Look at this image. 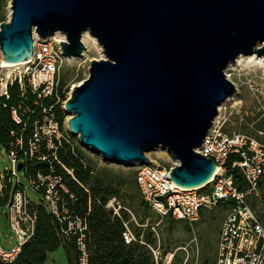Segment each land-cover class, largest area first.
I'll return each mask as SVG.
<instances>
[{
    "label": "water",
    "instance_id": "1",
    "mask_svg": "<svg viewBox=\"0 0 264 264\" xmlns=\"http://www.w3.org/2000/svg\"><path fill=\"white\" fill-rule=\"evenodd\" d=\"M0 21L1 58L29 59L33 31H56L64 57L80 56L87 31L104 58L64 101L67 127L104 160L149 164L160 147L171 179L205 185L215 171L197 152L218 105L235 86L225 68L239 54H264V0H10ZM17 169H22L21 162Z\"/></svg>",
    "mask_w": 264,
    "mask_h": 264
},
{
    "label": "built area",
    "instance_id": "2",
    "mask_svg": "<svg viewBox=\"0 0 264 264\" xmlns=\"http://www.w3.org/2000/svg\"><path fill=\"white\" fill-rule=\"evenodd\" d=\"M33 44V56L22 64L21 71L13 77L24 92L26 87L32 93L33 107L24 100L20 101L17 108L11 107L12 119L22 128L19 135L4 148L11 167L0 169V196L7 185H12V182L15 184L5 205V215L13 231L15 243L7 249L0 244V258L3 260L13 259L21 245L34 233L35 215L27 210L28 199L19 180L17 163L21 162L24 170L27 160L45 159L46 152L49 151L54 155L60 140L65 137L54 111V105L60 99L58 76L65 57L59 41L33 40ZM225 75L227 78L230 76L226 71ZM6 86L1 94L6 95ZM46 98L53 101L45 105L43 100ZM28 112L33 115V119L28 135L24 138L23 132L28 123L24 117ZM228 119V116H221L217 112L200 145L195 148L215 163L214 174L207 184L193 188L176 184L170 177L174 161L170 159L167 164H160L147 153L150 163H136L135 181L142 199L150 207L162 215L169 212L176 219L194 221L201 210L215 207L220 202L232 201L233 205L223 216L219 226L214 264H264V226L250 203L251 197L258 194L264 175V139L260 140L229 128ZM259 133L264 135V130H258ZM231 155H237L238 158L232 160L230 166L240 168L246 183L242 191L237 189L226 172ZM65 169L71 174V170ZM29 181L52 213L60 221H66L64 233L77 235L79 264H87L85 220L67 214L63 205L64 194L68 193V188L61 175L53 174V167L50 165L49 174L37 172L36 177ZM113 200L114 197L106 206ZM113 208L117 213V207ZM123 237L126 242L133 238L128 228L123 232ZM152 253L156 264H159L162 257L159 250L152 249Z\"/></svg>",
    "mask_w": 264,
    "mask_h": 264
},
{
    "label": "trees",
    "instance_id": "3",
    "mask_svg": "<svg viewBox=\"0 0 264 264\" xmlns=\"http://www.w3.org/2000/svg\"><path fill=\"white\" fill-rule=\"evenodd\" d=\"M5 5L6 0H0V21L4 19ZM63 85L64 78L60 76L58 77V91L62 97ZM24 90L26 91L24 92L17 80L14 79L7 84L6 95L0 94V144L5 149L8 142L14 140L22 128L12 119L11 107L17 108L21 100H24L30 107L33 105L32 93L26 87ZM52 101L53 99L46 98L43 100V104L48 105ZM54 111L62 126L63 112L59 101L54 105ZM24 118L28 120L23 132V136L26 138L33 115L28 112ZM46 155L45 159L27 160L23 170L24 174L29 178H35L37 172L49 174L51 165L53 174L61 175L68 188V193L64 194L63 205L67 209V214L76 215L85 220L84 242L87 251V264H156L150 247L153 239L147 236L144 239L141 238L140 229L134 227L133 233L130 231L133 238L126 242L123 232L127 228L129 229L128 215L122 210H120L122 212L120 215L118 212H114L113 207L106 206L111 198L119 197L121 190L133 187L139 192L135 181V172L98 165L93 158L86 155L74 143L73 139L66 136L60 140L54 155L50 151L46 152ZM237 158V155L229 157L226 172L231 176L237 189L242 191L246 183L241 170L238 166H230V162ZM65 168L71 170V174ZM262 185L261 179L260 186ZM12 190L11 185H7L3 189L5 199L10 198ZM41 200L39 199L40 202L36 207L29 211L30 213L34 212L35 215L33 235L21 245L13 259L3 260L0 258V264H43L48 253L59 246L64 250L67 264H79L80 251L76 244L77 235L64 233L63 229L67 226L66 221H60ZM261 202L264 205V192H262ZM140 203L144 207V213L137 215L139 223L142 224L144 218L141 216H147L150 206L142 197ZM219 205L225 206L228 211L233 202L228 200L220 202L216 206ZM60 211H62L61 206ZM202 214L201 210L200 215ZM163 217L170 221L184 220L174 218L169 212ZM163 251L165 252L166 249L163 248ZM182 260V257L178 258L174 255L170 264H182ZM214 262L215 258L211 261L202 258L199 263L195 264H214Z\"/></svg>",
    "mask_w": 264,
    "mask_h": 264
},
{
    "label": "rangeland",
    "instance_id": "4",
    "mask_svg": "<svg viewBox=\"0 0 264 264\" xmlns=\"http://www.w3.org/2000/svg\"><path fill=\"white\" fill-rule=\"evenodd\" d=\"M9 4L10 0H6L3 20L9 19ZM32 35L34 41L38 42L42 40L35 31H33ZM90 36L94 38V41L87 40L86 44L83 42L86 46V55L83 57H65L60 68L58 77L63 76L64 78V85L62 88L63 97L60 96L59 99V104L63 112L62 133L66 137L73 139L74 143L77 144L86 155L93 158L98 165H106L114 169L135 172L136 163L126 165L124 163L104 160L98 152L84 145L80 141L78 134H72L67 127V120L71 114L64 111V101L70 96L72 87L81 83L82 80L88 76V68L91 59H101L105 57L101 45L96 41L95 37L92 35ZM46 38H44V40L53 42L57 41L58 37L51 38L48 36ZM258 55L262 56L264 59V54ZM233 62H230L224 70L230 74L229 79L234 83L235 90L218 105V113L221 116L225 115L229 117V128L251 136L255 135V137L263 140L264 135L261 133L258 134V130H264V69L259 65H235ZM21 69L22 65H19L18 70L11 74L10 78L7 80V69L0 68V94L5 88L4 84L7 85L10 83V80L13 81L14 75L18 73V71H21ZM147 154L151 158L156 159L160 164H167L170 161L166 150L160 147L147 152ZM5 166L10 168L11 162L8 158L7 151L3 148L2 144H0V169L2 170ZM18 175L28 199L27 210H33L40 202L39 199H42L41 195L32 187L29 181L30 178L25 176L23 169L18 170ZM11 184L12 187L15 186L14 182ZM262 184L258 194L251 197L250 203L264 226V205L261 202L262 192H264V176L262 178ZM0 198V244L7 249L11 244L15 243V238L13 237V231L5 215V205L8 199H5L4 192H2ZM140 200L141 196L138 190L130 187L127 190H121L119 197L113 200L108 206L117 207V211L120 215H122L120 210L128 215L130 220L129 230L132 233L133 228L136 227L140 229L141 238L144 239V237L147 236L153 239V243L150 247L159 250L162 256L159 264H170L174 255L175 257L183 258L182 264L199 263L202 258H206L208 261L214 260L219 226L227 211L225 206L219 205L203 209V214L199 215L194 221H170L164 218L157 210L150 207L147 211V216H141L144 218V222L140 224L137 214L142 215L144 213V207L140 203ZM41 201L44 203L43 199ZM32 214H34V212ZM163 248L166 249L165 252ZM169 259L171 260L169 261ZM43 264H67L63 248L59 246L55 250L49 252Z\"/></svg>",
    "mask_w": 264,
    "mask_h": 264
},
{
    "label": "bare ground",
    "instance_id": "5",
    "mask_svg": "<svg viewBox=\"0 0 264 264\" xmlns=\"http://www.w3.org/2000/svg\"><path fill=\"white\" fill-rule=\"evenodd\" d=\"M49 37H51V38L58 37L57 41H60L63 38V34L59 31H56L52 34V36L50 35ZM42 40H44V38ZM81 40H82V42H84L86 44L87 40H93L94 41V38H92L87 32H84L81 35ZM85 55H86V48L83 50L82 54L79 57H83ZM27 61L28 60L26 59V60L18 61V62H7V61L2 60V58L0 57V68H6L7 69V73H8L7 80H8L10 78L11 74H13L14 72H16L18 70L19 65H22L23 63H25ZM233 63L235 65L245 64V66L246 65H259V66L263 67V69H264L263 57L256 54L255 52H253L251 54H239ZM5 85L6 84H4V86ZM155 149H158V147Z\"/></svg>",
    "mask_w": 264,
    "mask_h": 264
},
{
    "label": "crops",
    "instance_id": "6",
    "mask_svg": "<svg viewBox=\"0 0 264 264\" xmlns=\"http://www.w3.org/2000/svg\"><path fill=\"white\" fill-rule=\"evenodd\" d=\"M11 245H12V244H11ZM11 245H10V246H11Z\"/></svg>",
    "mask_w": 264,
    "mask_h": 264
}]
</instances>
